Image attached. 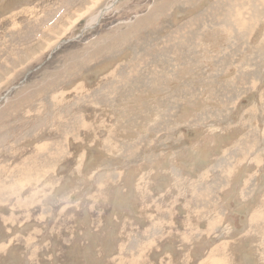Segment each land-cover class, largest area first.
I'll return each instance as SVG.
<instances>
[{
	"label": "rangeland",
	"instance_id": "rangeland-1",
	"mask_svg": "<svg viewBox=\"0 0 264 264\" xmlns=\"http://www.w3.org/2000/svg\"><path fill=\"white\" fill-rule=\"evenodd\" d=\"M263 13L0 0V264H264Z\"/></svg>",
	"mask_w": 264,
	"mask_h": 264
},
{
	"label": "bare ground",
	"instance_id": "bare-ground-1",
	"mask_svg": "<svg viewBox=\"0 0 264 264\" xmlns=\"http://www.w3.org/2000/svg\"><path fill=\"white\" fill-rule=\"evenodd\" d=\"M107 9V8H106ZM105 13V10H103V11H101V13L98 15V16H96V17H94L92 20H91V22L86 26V28H85V30H84V32H86V30H90L92 27H93V25L96 23V22H98L99 21V19L103 16V14ZM264 14V13H263ZM264 19V18H263ZM209 26V25H208ZM167 34V33H166ZM169 35V34H168ZM65 43V42H64ZM174 43H176V42H174ZM155 45V44H154ZM171 50V49H170ZM188 52V51H187ZM181 53V52H180ZM155 59V58H154ZM170 71H172V70H170ZM159 77V76H158ZM153 79V78H152ZM149 81H150V79H149ZM145 83V82H144ZM143 83V84H144ZM154 83V82H153ZM158 83V82H157ZM159 85V84H158ZM139 86V85H138ZM136 88V87H135ZM220 91V90H219ZM204 112V111H203ZM179 126V125H178ZM205 128V127H204ZM243 155V154H242ZM191 159H192V157H191ZM57 160V159H56ZM226 160V159H225ZM33 171V170H32ZM219 182H221V181H219ZM156 233V232H155ZM150 234V233H149Z\"/></svg>",
	"mask_w": 264,
	"mask_h": 264
}]
</instances>
